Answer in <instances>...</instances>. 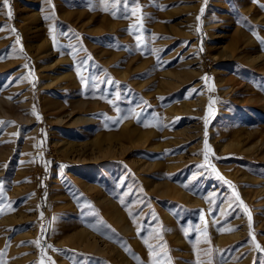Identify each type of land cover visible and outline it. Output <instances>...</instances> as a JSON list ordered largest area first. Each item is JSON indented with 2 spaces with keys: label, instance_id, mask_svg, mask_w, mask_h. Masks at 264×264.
<instances>
[{
  "label": "rangeland",
  "instance_id": "1",
  "mask_svg": "<svg viewBox=\"0 0 264 264\" xmlns=\"http://www.w3.org/2000/svg\"><path fill=\"white\" fill-rule=\"evenodd\" d=\"M114 3L0 0V121L14 122L0 125V261L120 264V250L133 264H168L169 257L171 264H264L255 246L264 249V63L237 60L240 67L230 69L232 60L220 57L241 17L251 39L247 54L264 56V0H128L127 9ZM249 5L257 18L244 15ZM141 23L142 31L129 34ZM41 33L49 51L56 35L53 57L37 48ZM196 54L204 69L198 83L186 74ZM88 56L80 73L85 86L76 68ZM19 71L31 106L11 86ZM221 76L243 77L247 87L230 99ZM199 91L207 101L202 111L194 102ZM74 100L84 102L76 106L81 120H60L55 111ZM32 111L40 119H31ZM193 123H203L200 146L186 130ZM256 139L259 146L248 148ZM217 140L239 144L222 151ZM64 141L82 159L63 156ZM210 165L239 193L251 228ZM56 191L64 202L53 199ZM72 227L82 231L78 244L67 240ZM91 238L108 247L94 251ZM36 240L39 247L30 243Z\"/></svg>",
  "mask_w": 264,
  "mask_h": 264
},
{
  "label": "bare ground",
  "instance_id": "2",
  "mask_svg": "<svg viewBox=\"0 0 264 264\" xmlns=\"http://www.w3.org/2000/svg\"><path fill=\"white\" fill-rule=\"evenodd\" d=\"M234 6V4H233ZM191 7V10H194V6H190ZM252 8L251 5L247 6L246 9L244 10V15L246 16H252L254 18H257V15L256 13H254L253 10H255L254 8L252 10H250ZM237 14V8L234 6V15ZM35 17L38 15L37 13H34ZM33 15V17H34ZM241 17V15H240ZM256 20V19H255ZM243 22H244V18L241 17V18H236L233 20V25L231 26L232 30H231V34L229 36V40L227 41V44H226V49H224L223 51H220V57L223 58L226 57L227 58H230V61L231 62V67L229 65V62H225L227 65V68L230 69L233 67L235 69L239 68V64L236 62L237 60H246V61H250V62H257V61H261L264 63V56L262 54H259V55H252L251 53L250 54H247V42L249 43L251 41L250 37L247 35L246 32H244L243 30ZM191 24V23H190ZM47 36H48V33H47ZM42 40L41 42H39V45H38V49H42L43 51H45V55L47 56H50V57H53V54H55L56 52V46L52 48L51 51H49V40L48 38H44L43 37V34L41 33V35L39 36ZM242 42H245L246 44L243 45ZM250 46V45H249ZM36 47V46H35ZM66 59V57H64V60ZM200 57L196 54L194 55V60L196 62V66L192 69H187L186 70V74L187 76H189L191 79L192 77H195L197 78V83L200 81V78L199 76L201 75L202 71L204 70L203 67H201V63L202 61L199 60ZM256 59V60H255ZM59 60H56L54 63H49L48 64V67H54L56 68V66L59 64ZM259 63V62H258ZM40 65V64H39ZM19 74H17V81H14L13 82V85H11L13 87V89L17 90V91H21L22 94H21V100H22V104H26L28 106H31L32 103H31V98L26 99V95H28V93L30 94L31 91L30 90H25L24 89H21V82L20 80L23 79V75L22 73L19 71L18 72ZM69 76H71V74H69ZM221 80H223V83H224V86L227 88L226 90L230 93V99L232 97V95H234L235 93H237L236 91L238 89H241V86L245 89L247 86L246 84L243 86L240 82L241 80L243 79V77H241L239 80L233 76L231 77H227V78H223L222 79V76L219 78ZM24 80V79H23ZM22 81V80H21ZM195 82V83H196ZM24 93V95H23ZM247 99L245 98V101ZM196 104H198L200 110L199 111H202L203 108L205 107L207 101H206V97H205V94L204 92L202 91H199L198 92V95L195 97V101H194ZM56 104V102H53ZM84 102L81 101V100H74L72 101L71 103H69V107L68 108H65L66 105H63L61 104L62 106L59 107L56 111H55V115L61 119H63L64 117H69V119H72L73 118V121L75 123V121H79L81 120L80 116L76 117L75 114H76V106H83ZM59 106V103L57 104ZM56 105V108L58 107ZM13 112V111H12ZM34 112L32 111V115H31V119L34 118ZM16 117V115H13ZM75 116V117H74ZM59 120V121H60ZM186 130H190L192 131V133L189 135V136H192V137H196L197 138V145H201L202 142V137H203V123H200V124H197V123H193L192 126L190 127H187ZM258 141L259 139H256V141H254L252 143V145H250L248 148H253V147H258L259 144H258ZM217 144H218V148H220V150L224 151L225 149H228L230 146H232L233 144H239L238 140H231V141H228V143H223L222 141L220 140H217L216 141ZM262 143V140L260 141V144ZM73 143L70 142V141H64L62 145L59 146L58 149H61V154L67 158H70L71 160H76V159H80L81 157L78 155L79 153H77L76 155H73L71 154V152L73 151L72 149L74 147H72ZM82 159V158H81ZM53 199L56 198V197H59V198H62L63 199V202H64V195L59 192V191H56L55 194H53ZM68 200V199H66ZM228 203V202H227ZM68 204V203H67ZM115 217L117 219V221H122V214H121V211L116 207L115 208ZM82 234V231H77L75 227H72V231H70L69 233H67V240L73 242L74 244H78L80 240L79 237L80 235ZM63 241V240H62ZM60 241V242H62ZM89 243L92 245V247L94 248V251H98V252H101L103 250H105L107 247H108V244L105 243V241H99L97 238L95 239H90L89 240ZM118 255H120V261L119 263L120 264H133V263H129L126 258H123L122 255H121V252L120 250L117 252Z\"/></svg>",
  "mask_w": 264,
  "mask_h": 264
},
{
  "label": "snow or ice",
  "instance_id": "3",
  "mask_svg": "<svg viewBox=\"0 0 264 264\" xmlns=\"http://www.w3.org/2000/svg\"><path fill=\"white\" fill-rule=\"evenodd\" d=\"M3 2H4V5H7V4H8V0H3ZM49 2H50V0H49ZM121 3H123L125 9L128 8V6H129V5H128V0H115V3H114L113 6L115 7L116 5H120ZM137 3H138V0H137ZM205 3H207V0H205ZM262 7H264V6H262ZM102 10H103V11H108L109 9H108L107 7H105V8H103ZM132 11H133V13H135L136 9L133 8ZM203 12H204V9L202 8V9H201V14H203ZM111 14L113 15L114 18L116 17V11H113ZM11 16H12V13H11V9L9 8V11H8V17L11 18ZM123 18H127V17L125 16V17H123ZM45 19H48V17H45ZM140 19H141V21H142L143 17L141 16ZM197 19L199 20V17H197ZM2 30H3V29H0V31H2ZM134 30H136V31H142V23H141L140 25H131L127 31L129 32V34H132V33L134 32ZM12 31L15 32L16 30L13 28ZM53 32H54V29H50V33H53ZM61 35H65V34H64V33H61ZM136 40H137V42H138V43H137V46L139 47V46H140V44H139L140 36H139V35L136 36ZM52 41H53V46H54V47L57 46V38H56V35H54V34L52 35ZM17 43H19V37H17ZM261 43L264 44V40H262ZM76 50H77V49H74V51H76ZM79 50H82V51H83L84 49L81 48V49H79ZM201 51H202V48H201ZM0 59H3V57H0ZM91 59H92V57H91V56H88L87 59L82 60V61L80 62V65L77 66V68H76L77 75L79 76V78H80L82 84H84L85 86H87V79H86L83 75L80 74V73H81V67H82V66H86L88 60H91ZM24 67H27V65H25ZM92 79L95 80L96 77H92ZM203 79H207V77H204ZM111 82H112V81H109V83H111ZM118 98H119V96H118V94H117V99H118ZM108 102H109V103H112V101H108ZM117 111H119V109H117ZM33 114L37 115V119H40V117H39L38 114H36L35 112H34ZM4 123H14V122H2V121H0V125H2V124H4ZM145 126H148V125H145ZM207 126H208V122H207V119H205V129H207ZM205 137H207V131H205ZM205 149H206V152H205L204 159H205V162L207 163V161H208V155H207V152H208V151H211V149L208 147L207 139H205ZM62 167H64V166H62ZM199 167L203 168V167H205V165L202 164V165H200ZM210 167L212 168V171H213V172H216L214 166H211V165H210ZM216 175H217V178H218V179H220L221 181H223L224 184L228 185V187L231 188V189L233 190V196H234V198H235V201H238V202H239V205L244 206V202H243V200L240 198L239 193L235 191V188H234V186L231 184V182L225 180V179L223 178V176H221L218 172H216ZM185 187H187V185H185ZM0 199H6V197L3 196V185H2V184H0ZM230 206H231V205H230ZM244 211H245V212L247 213V215H248L249 227L251 228V226H252V224H251V222H252V216H251V213H250V211L247 209L246 206H244ZM2 212H3V209H0V213H2ZM129 216H130V217L132 216V213H131V212H129ZM41 217H43V213H41ZM154 218H155V217H154ZM202 219H203V217H202ZM230 230H235V229H230ZM138 235H139V230H138ZM205 235H207V234L205 233ZM250 235H251V233H250ZM252 238H253V241H254V240H255V237L253 236ZM206 242H207V241H206ZM30 243H34L37 247L40 246V241H39V240H36V241L30 242ZM145 243L147 244V241H145ZM255 246H256V248H257L258 250L264 252V249H261V247H260L259 244H256ZM51 247H52V246L49 245V248H51ZM148 248H149V252H150V255H151V252H152V246H151V245H148ZM42 251H43V249H42ZM0 255H3V253H0ZM135 258L138 259V257H135ZM0 264H3V261H0ZM53 264H54V262H53ZM154 264H157V262H154ZM168 264H171V262H170V257L168 258ZM198 264H199V262H198ZM209 264H211V262H209Z\"/></svg>",
  "mask_w": 264,
  "mask_h": 264
}]
</instances>
